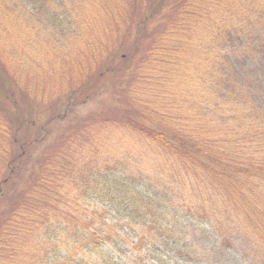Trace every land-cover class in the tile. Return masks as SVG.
I'll list each match as a JSON object with an SVG mask.
<instances>
[{
	"label": "trees",
	"instance_id": "trees-1",
	"mask_svg": "<svg viewBox=\"0 0 264 264\" xmlns=\"http://www.w3.org/2000/svg\"><path fill=\"white\" fill-rule=\"evenodd\" d=\"M0 149V264H264V0H0Z\"/></svg>",
	"mask_w": 264,
	"mask_h": 264
},
{
	"label": "rangeland",
	"instance_id": "rangeland-1",
	"mask_svg": "<svg viewBox=\"0 0 264 264\" xmlns=\"http://www.w3.org/2000/svg\"><path fill=\"white\" fill-rule=\"evenodd\" d=\"M128 50H124L123 54L126 53ZM20 72V73H19ZM19 76H26L25 72L23 70H19ZM28 76V75H27ZM50 80L51 77L47 74L45 81L42 80L39 82L38 88H37V92H43L48 94L49 93V89H50ZM110 83H106L104 89H102L103 93L102 94H98L96 95V97L94 99H92L90 102L82 105V106H75L73 109H71V111H67L63 113V109H57L54 112H56L57 114H67V118H65V120H56L52 125H50V130L52 131V133L54 134L53 136L55 137V135L60 134L63 130H66L68 128V126H70L73 121L75 119H79L82 117H85L87 115H90L92 113H95L99 110H105L108 109V106L114 102L113 100V95L114 93L113 91V87L112 85H109ZM36 86V85H35ZM110 86V88H109ZM22 87V86H21ZM58 87L55 85V89L56 91H58ZM28 91L32 93L34 92V89L32 87V83L28 86ZM40 101H44V97H42V99ZM115 104V102H114ZM64 106V105H63ZM50 118V117H49ZM54 131V132H53ZM20 140V139H19ZM52 140V139H51ZM4 146H6V144H4ZM47 146V143H45L43 146H41L42 148H45ZM40 148V147H38ZM1 151V149H0ZM18 152V150L16 151V153Z\"/></svg>",
	"mask_w": 264,
	"mask_h": 264
}]
</instances>
